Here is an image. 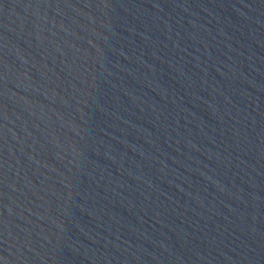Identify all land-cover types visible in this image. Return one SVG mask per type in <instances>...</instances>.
Returning <instances> with one entry per match:
<instances>
[{
	"label": "water",
	"instance_id": "1",
	"mask_svg": "<svg viewBox=\"0 0 264 264\" xmlns=\"http://www.w3.org/2000/svg\"><path fill=\"white\" fill-rule=\"evenodd\" d=\"M0 264H264V0H0Z\"/></svg>",
	"mask_w": 264,
	"mask_h": 264
}]
</instances>
